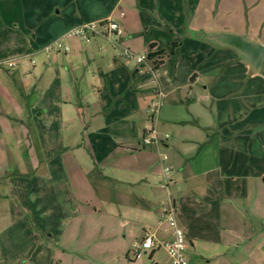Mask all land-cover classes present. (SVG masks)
<instances>
[{
    "label": "crops",
    "instance_id": "1",
    "mask_svg": "<svg viewBox=\"0 0 264 264\" xmlns=\"http://www.w3.org/2000/svg\"><path fill=\"white\" fill-rule=\"evenodd\" d=\"M13 1L21 34L10 35L9 44L20 47L16 55L30 59L34 72L13 75L28 106L0 104L12 136H0V264H65L77 253L67 244L76 239L66 237L68 223L84 201L104 194L124 226L141 216L142 238L150 232L171 239L173 230L160 221L174 207L190 264H264V68L252 75L235 50L198 38L202 30L224 31L264 44L254 17L264 0H129L147 34L148 15L180 19L169 28L182 37L176 63L161 56L155 73L150 62L128 55L138 56L133 44L117 43L139 35L133 17L122 13L114 54H104L101 36L47 54L81 24L119 21L113 11L66 15L70 0L54 1L50 13L39 0L29 11L24 0ZM125 1L114 0L111 10ZM152 37L136 49L149 54L178 43L161 46ZM184 50L194 63H181ZM145 134L161 143L144 145ZM114 187L123 189L122 199Z\"/></svg>",
    "mask_w": 264,
    "mask_h": 264
},
{
    "label": "rangeland",
    "instance_id": "2",
    "mask_svg": "<svg viewBox=\"0 0 264 264\" xmlns=\"http://www.w3.org/2000/svg\"><path fill=\"white\" fill-rule=\"evenodd\" d=\"M45 1L46 4L44 7L43 3ZM54 1L57 0H43V2L42 0H39L37 4V0H24L26 10L29 11V9L35 8L37 4L40 7L45 8L46 13H50V7L53 6L52 3ZM113 1L114 0H70V3L65 8L66 15L74 14L78 8H80V10L83 11V14L87 16L93 15L98 11H109L108 13L113 11L114 18L119 21L122 34L124 32V30L121 28V19H123L121 16L122 13H124L125 16L128 15L132 18V14L135 12L129 11V7L127 5L129 0L125 1L121 6H117V8L114 10H111L114 5ZM171 2L172 5L176 3L175 0H172ZM19 9V4L13 0H0V64H3L0 67V104L16 105V101L18 100L21 105L28 106V101L25 99L22 100L20 95L17 97L13 75L17 78L19 73L24 71V74L29 76L31 72H34V68L31 65L30 59L22 58L16 55L21 51V49H17V47L20 48L19 46L15 47L9 44L10 35H13V37L16 35L20 38L19 35L21 34V31H19L14 25V19L18 17L17 13H20ZM142 12L145 13L144 11ZM260 15L261 20H259ZM48 16H50V14ZM148 16L152 19V22H150L151 29H148L150 34H147L144 28H142L141 22H137L138 18L135 16L133 17L132 25H134L133 27L137 28L139 35L131 38L130 36L124 34L122 36L123 38H121L122 40H120V38L117 39L119 46L127 48L129 44H133L135 49L132 48L131 51L136 53L138 56H144L146 55V51L143 50L139 52L137 49L143 45L142 43L145 39H148V37L152 39V35H154L156 42H158L161 46L165 45L167 40H170L171 38H173V41L182 43L181 35L176 32V35L173 36V33L169 30L170 27L175 29L176 26L180 24V22H178L180 19L176 20L174 15L161 16L157 14ZM254 17H257V22H262L264 27V12L258 15L256 13L254 14ZM51 18L53 17L50 16L47 18V20L43 21V29H46L48 20ZM144 18H147V15H144ZM253 22L255 23L256 20L254 19ZM255 25L254 31H256V29L259 31L257 26L258 24L256 23ZM164 27H166L168 30H165ZM263 27L261 26V32L264 30ZM115 38L117 37L114 34L112 40H116ZM70 40H79L82 45H86L79 37H73ZM98 42L100 45L104 46V54H114L115 49L112 47L113 43L101 37L98 38ZM92 43H94L93 39ZM182 56L181 63L183 64L189 61L191 63L196 61L195 57L189 59L190 54H188L186 50H184ZM13 60L16 61V67L9 68L7 62ZM9 126L10 125L6 116H1L0 136L7 137V139L12 138L10 135L11 128ZM8 151L10 152L11 156V144ZM112 190L119 199H122V188L114 187ZM82 198L86 199L89 197L85 196ZM90 198L88 199L87 203L85 201L82 203L81 215L75 217L71 222L68 223L70 228L72 226L73 227L72 229L68 230L65 235L66 237L73 235L76 237V239L74 243L68 242L67 244L71 245L78 255L75 253L73 257L65 256V264H153L155 261L159 262L160 264H170V260L168 258L169 256L165 250L156 251L152 259L150 258L152 255L150 251H143L140 256H137L135 253L134 246L141 242L143 232V227L140 221L142 218L140 215L133 224L131 223L130 226L126 227L120 223L121 211L117 208L118 206L112 202L110 196L104 194L102 197H98L96 195L92 198V200ZM53 263L56 264V259L53 261Z\"/></svg>",
    "mask_w": 264,
    "mask_h": 264
},
{
    "label": "built area",
    "instance_id": "3",
    "mask_svg": "<svg viewBox=\"0 0 264 264\" xmlns=\"http://www.w3.org/2000/svg\"><path fill=\"white\" fill-rule=\"evenodd\" d=\"M116 32H120L119 24L113 18H106L103 20H98L91 23L81 24L78 27L70 30L66 34H63L56 41H54L49 47L45 48L47 54L52 53L53 51H68L67 41L73 37L81 38L82 42L90 43L95 37L105 38L112 42V37ZM128 55L131 58L136 59L137 64H144L150 62L152 64L151 70L155 73L157 59L150 58L149 54L144 56H136L131 52H128ZM3 64H0V67ZM9 68L16 67V61L7 62ZM153 113L155 114L158 111V107L155 106ZM168 137V135H166ZM144 145H159L161 140L156 134L149 136L145 134L144 136ZM166 171L169 169L166 168ZM166 222L169 227L173 230V236L171 239H163L147 232L144 238L141 239L139 244L134 246L135 253L137 256H140L143 251H150L151 253L159 250H165L168 254L170 264H190L187 256V235L185 231L178 225L177 217L174 207H170L165 210L162 221L160 223Z\"/></svg>",
    "mask_w": 264,
    "mask_h": 264
},
{
    "label": "water",
    "instance_id": "4",
    "mask_svg": "<svg viewBox=\"0 0 264 264\" xmlns=\"http://www.w3.org/2000/svg\"><path fill=\"white\" fill-rule=\"evenodd\" d=\"M202 41L210 45L235 50L240 61L244 63L252 75H259L264 68V44L250 40L246 35L224 31L202 30L198 34Z\"/></svg>",
    "mask_w": 264,
    "mask_h": 264
},
{
    "label": "trees",
    "instance_id": "5",
    "mask_svg": "<svg viewBox=\"0 0 264 264\" xmlns=\"http://www.w3.org/2000/svg\"><path fill=\"white\" fill-rule=\"evenodd\" d=\"M181 44L180 43H172L171 45H169L166 49H163L161 51L158 52H150L149 56L150 58H160L161 56H165L168 59V62L170 65H174L176 63V59L178 57L179 54V49H180ZM155 47V46H153ZM156 67H158L159 64L161 63H155Z\"/></svg>",
    "mask_w": 264,
    "mask_h": 264
}]
</instances>
